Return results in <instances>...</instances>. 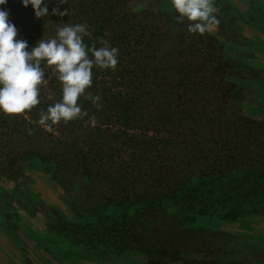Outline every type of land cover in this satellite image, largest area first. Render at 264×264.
<instances>
[{"label": "trees", "instance_id": "obj_1", "mask_svg": "<svg viewBox=\"0 0 264 264\" xmlns=\"http://www.w3.org/2000/svg\"><path fill=\"white\" fill-rule=\"evenodd\" d=\"M45 3L49 15L41 18L19 0L0 7L29 47L63 24L84 23V42L108 40L118 63L92 69L85 93L100 96L99 108L81 95L87 115L46 129L38 120L61 99V83L42 62L40 103L21 114L0 112L5 155L53 163L55 171L43 170L55 181L65 174L60 187L71 195L69 207L72 189L81 193V207H70L64 221L108 228L135 243L144 264L198 262L199 251L212 255L207 264H264L226 259L232 250L201 241L210 230L205 218L264 221V64L247 57L249 44L260 42L253 25L262 24L255 12L264 14V4L214 0L219 24L201 35L187 31L189 21L177 22L171 0ZM53 6L68 15H52ZM235 11L246 16L244 26Z\"/></svg>", "mask_w": 264, "mask_h": 264}, {"label": "rangeland", "instance_id": "obj_2", "mask_svg": "<svg viewBox=\"0 0 264 264\" xmlns=\"http://www.w3.org/2000/svg\"><path fill=\"white\" fill-rule=\"evenodd\" d=\"M255 1L264 4V0ZM228 13L226 10V19L230 16ZM235 13L234 16L239 18L235 22L244 26L246 16ZM255 16L264 17V14L261 10L260 13L255 12ZM261 23L253 25L256 31L253 37L260 42L252 41L248 47L251 55L247 57L254 64H264V20ZM2 143L0 235L12 239L19 264H144L137 249H132L135 243L128 245L118 241L117 234L108 228L96 223L78 226L65 222L66 218L73 216L71 208L81 207L80 190L76 187L72 189L75 193L72 197L75 196L76 201H70V208L65 200L71 195L60 187L64 184V173L57 174L60 178L57 179L61 181H55L43 170L55 171L53 163H46L35 155H28L22 160L5 155L8 149ZM203 222L210 230L203 232L206 237L201 241L214 242L224 252L233 251L232 257L224 254V258L248 259L255 263L264 261L263 220L252 216L234 219L210 217ZM196 255L199 256L198 262L183 264H207L206 260L212 258L209 252L199 251Z\"/></svg>", "mask_w": 264, "mask_h": 264}, {"label": "clouds", "instance_id": "obj_3", "mask_svg": "<svg viewBox=\"0 0 264 264\" xmlns=\"http://www.w3.org/2000/svg\"><path fill=\"white\" fill-rule=\"evenodd\" d=\"M62 5L65 0H55ZM8 0H0V6ZM23 7L31 6L34 17L49 15L45 0H19ZM177 13V22L189 21L187 31L203 35L219 24L214 14V0H171ZM51 14L59 17L68 15V9L51 8ZM90 35L84 23L63 24L54 36L38 39L29 47L28 41L18 37V29L9 19V11L0 7V112L21 114L40 103V86L46 83L45 66L52 67L61 83V99L47 106L38 120L40 125L50 128L61 120L68 122L87 115L77 103L84 95L97 108L99 95L85 93L92 84V69H115L118 49L108 40L98 37L100 44L89 46L84 37Z\"/></svg>", "mask_w": 264, "mask_h": 264}, {"label": "crops", "instance_id": "obj_4", "mask_svg": "<svg viewBox=\"0 0 264 264\" xmlns=\"http://www.w3.org/2000/svg\"><path fill=\"white\" fill-rule=\"evenodd\" d=\"M12 239L0 235V264H19Z\"/></svg>", "mask_w": 264, "mask_h": 264}]
</instances>
